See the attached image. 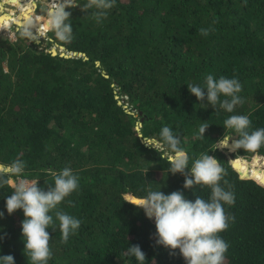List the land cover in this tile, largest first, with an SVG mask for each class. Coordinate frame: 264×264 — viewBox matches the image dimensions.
I'll return each instance as SVG.
<instances>
[{
	"label": "trees",
	"instance_id": "trees-1",
	"mask_svg": "<svg viewBox=\"0 0 264 264\" xmlns=\"http://www.w3.org/2000/svg\"><path fill=\"white\" fill-rule=\"evenodd\" d=\"M35 3L12 21L0 18L1 27L36 22ZM66 10L72 13L70 43L51 31L46 47L22 30L14 40L0 34V163L23 160V178L38 180L45 191L54 184L52 173L64 167L79 176V190L58 207L81 226L61 243L59 221L50 213L48 264H138L124 255L135 244L146 264H185L179 250L173 257L155 245L154 221L125 202L159 189L182 191L192 201L210 196L208 186L185 189L181 174L168 173L160 157L165 149L157 153L142 142L159 139L164 126L180 138L189 167L208 153L225 169L235 203L224 208L235 220L218 233L229 244L223 264H264V146L234 151L231 162L214 150L225 132L239 138L223 126L230 115H248L250 130L264 128V0H116L100 24L79 8ZM210 26L215 31L200 34ZM52 44L65 54H52ZM208 74L239 79L244 104L233 113L201 105L187 84L203 85ZM205 121V138L197 139ZM12 191L11 184L0 188V256L31 264L24 255L23 211L8 215L5 207Z\"/></svg>",
	"mask_w": 264,
	"mask_h": 264
},
{
	"label": "clouds",
	"instance_id": "clouds-1",
	"mask_svg": "<svg viewBox=\"0 0 264 264\" xmlns=\"http://www.w3.org/2000/svg\"><path fill=\"white\" fill-rule=\"evenodd\" d=\"M115 4L116 0H86L83 5L78 0H46L44 14L38 13L41 16L36 17V22L30 18L21 35L39 43L40 37L46 38L44 29L47 28L54 33L56 40L67 44L74 39V30L72 13L66 9L79 8L100 24L107 18ZM40 21L43 23L40 24ZM216 22L214 20L213 25ZM14 26V29H22L16 24ZM212 31H215V28L211 26L201 28L200 34L207 36ZM187 87L189 92L201 101V105L205 108L210 105L215 111L220 109L233 113L237 106L244 104L243 97L239 95L243 86L235 77L227 78L221 75L216 79L208 74L203 85L187 84ZM205 100L208 102L207 105L203 103ZM251 123L248 115H230L223 121V126L226 130H234L239 138L233 139L225 132L221 139L214 142L216 144L214 150L227 148L231 152L239 149L255 152L260 149L264 146V128L250 130ZM209 126L207 121L203 122L196 138L204 139ZM142 142L146 147L155 149L157 153L165 149L160 157L168 161L170 165L168 173L172 175L179 173L184 177L185 189L208 186L211 190L210 196L205 199L201 195H196L192 201L187 199L182 191L164 194L159 189L150 190L146 196L133 200L125 197V202L143 210L145 217L154 221L155 245L168 249L170 256H176V250H179L185 264H223L229 244L218 233L228 229L230 223L235 220L233 215L226 214L224 208V205H234L235 194L230 190L228 181L224 179L226 172L221 162L208 153H202L189 167L188 152L180 147V138L168 126L162 127L159 139L142 138ZM25 167L26 164L21 159H16L10 164L0 163V188L14 181L10 180V177L17 178L16 183L11 185L13 187L11 195L5 200L7 213L12 215L17 210L23 211L21 228L25 245L24 255L31 264H48L52 252L49 246L50 234L46 229L54 230L55 220H58L61 243H67L70 236L76 234L81 226L80 219L58 207L73 192L79 190V176L74 174L70 167H64L59 172L52 173L54 184L49 185L45 191L38 186V180L23 178ZM67 202L69 205L73 203L71 200ZM52 212L55 220L50 214ZM0 218H4L3 212H0ZM124 255L135 257L138 264H146V253L138 244L127 247ZM0 264H15L14 257L0 256Z\"/></svg>",
	"mask_w": 264,
	"mask_h": 264
},
{
	"label": "rangeland",
	"instance_id": "rangeland-1",
	"mask_svg": "<svg viewBox=\"0 0 264 264\" xmlns=\"http://www.w3.org/2000/svg\"><path fill=\"white\" fill-rule=\"evenodd\" d=\"M7 0H0V4L2 5V7H3V9H1V12H5V13H8V14H10V15H12L13 17L16 15V14H18L21 10H20V6H21V3H24V2H26L27 0H23V2H20L21 0H17L16 1V6L15 7H10L9 5H8V3L6 2ZM43 2H41L42 4L41 5H39V7L37 8V10H36V8L32 11V15L33 16H35V17H37L38 15H40V14H38V13H42V14H44L43 13V9H44V7H45V4H46V0H42ZM35 2H38V0H35ZM36 4V3H35ZM36 12H37V14H36ZM41 16V15H40ZM15 24H11L10 26H6L3 30H2V32H4V33H10L13 29H14V26ZM0 28L2 29V27H1V24H0ZM21 30H24V28H22ZM33 31H35L34 29H33ZM49 31V30H48ZM45 33H46V38H43V37H40L39 38V42H41V46L40 47H46L47 46V38H48V32L47 31H45ZM6 35V34H5ZM52 49H54L56 52H60V53H64L65 54V50H64V48L62 47V46H58L57 44H52L51 46H50V51L52 50ZM139 127V126H138ZM220 151H223L226 155H227V157H228V159H229V162H231V160H232V158H231V153L233 152H231V151H229V150H227V148H225V149H223V150H221V149H219ZM16 183V181H10V184L11 185H13V184H15Z\"/></svg>",
	"mask_w": 264,
	"mask_h": 264
},
{
	"label": "bare ground",
	"instance_id": "bare-ground-1",
	"mask_svg": "<svg viewBox=\"0 0 264 264\" xmlns=\"http://www.w3.org/2000/svg\"><path fill=\"white\" fill-rule=\"evenodd\" d=\"M16 1H17V0H15L14 2H12V3H10V4H11L13 7H15V6H16ZM20 2H23V0H21ZM33 3H35V0H27L26 2L21 3V6H20L19 8H20L21 11L24 10V9L31 8L32 5H33ZM1 9H3V7H2V5L0 4V18H1V19H2V18H5L6 20L12 21L13 16L10 15V14H8V13L1 12ZM21 11H20L18 14H16L15 16L18 17V16L20 15ZM24 28H25V27H24ZM34 30H35V29H34ZM44 31H45V30H44Z\"/></svg>",
	"mask_w": 264,
	"mask_h": 264
},
{
	"label": "built area",
	"instance_id": "built-area-1",
	"mask_svg": "<svg viewBox=\"0 0 264 264\" xmlns=\"http://www.w3.org/2000/svg\"><path fill=\"white\" fill-rule=\"evenodd\" d=\"M5 27H3L2 29L0 28V34H6V36L8 37V38H10L11 40H14L15 39V30H17L18 28H15L14 30H12L10 33L8 32V33H4V32H2V30L4 29Z\"/></svg>",
	"mask_w": 264,
	"mask_h": 264
},
{
	"label": "flooded vegetation",
	"instance_id": "flooded-vegetation-1",
	"mask_svg": "<svg viewBox=\"0 0 264 264\" xmlns=\"http://www.w3.org/2000/svg\"><path fill=\"white\" fill-rule=\"evenodd\" d=\"M41 2H43V1H42V0H38V2L36 3V6H35L36 10H37V8L39 7V5L42 4Z\"/></svg>",
	"mask_w": 264,
	"mask_h": 264
},
{
	"label": "water",
	"instance_id": "water-1",
	"mask_svg": "<svg viewBox=\"0 0 264 264\" xmlns=\"http://www.w3.org/2000/svg\"><path fill=\"white\" fill-rule=\"evenodd\" d=\"M51 53H52V54H56L57 52H56L54 49H52V50H51ZM61 55H64V53H61ZM231 165H232V163H231ZM232 166H233V165H232ZM233 167H234V166H233ZM234 169H235V168H234Z\"/></svg>",
	"mask_w": 264,
	"mask_h": 264
},
{
	"label": "crops",
	"instance_id": "crops-1",
	"mask_svg": "<svg viewBox=\"0 0 264 264\" xmlns=\"http://www.w3.org/2000/svg\"><path fill=\"white\" fill-rule=\"evenodd\" d=\"M8 3V2H7ZM8 5L10 6V7H12V5L10 4V3H8Z\"/></svg>",
	"mask_w": 264,
	"mask_h": 264
}]
</instances>
